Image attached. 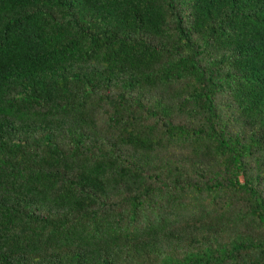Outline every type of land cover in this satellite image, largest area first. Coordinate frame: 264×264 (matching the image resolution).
Listing matches in <instances>:
<instances>
[{
  "label": "trees",
  "instance_id": "obj_1",
  "mask_svg": "<svg viewBox=\"0 0 264 264\" xmlns=\"http://www.w3.org/2000/svg\"><path fill=\"white\" fill-rule=\"evenodd\" d=\"M0 264H264V0H0Z\"/></svg>",
  "mask_w": 264,
  "mask_h": 264
}]
</instances>
